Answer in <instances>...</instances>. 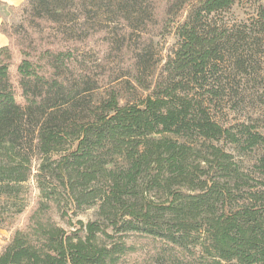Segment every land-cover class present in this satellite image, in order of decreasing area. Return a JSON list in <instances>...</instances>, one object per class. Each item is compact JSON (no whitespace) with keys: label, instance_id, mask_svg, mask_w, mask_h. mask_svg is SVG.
Segmentation results:
<instances>
[{"label":"trees","instance_id":"obj_1","mask_svg":"<svg viewBox=\"0 0 264 264\" xmlns=\"http://www.w3.org/2000/svg\"><path fill=\"white\" fill-rule=\"evenodd\" d=\"M236 1L26 0L19 26L0 25L22 56L24 102L4 46L0 229L23 214L32 177L41 194L0 264H264V182L251 184L264 177V134L219 115L222 65L247 77L264 46V0L246 22L214 19ZM155 29L178 48L149 82ZM92 42L130 50L151 94L123 106L117 91L102 93ZM94 206L96 220L73 232L53 218Z\"/></svg>","mask_w":264,"mask_h":264},{"label":"rangeland","instance_id":"obj_2","mask_svg":"<svg viewBox=\"0 0 264 264\" xmlns=\"http://www.w3.org/2000/svg\"><path fill=\"white\" fill-rule=\"evenodd\" d=\"M261 3H263L262 0H237L232 8L216 14L214 19L228 24L246 22L256 13ZM0 16L3 18L2 23L7 24L10 30L11 27L19 26L23 22L21 8L18 7L14 9L0 3ZM146 36L152 37L154 42L155 67L150 71L148 79L149 82H154L161 69L174 57V52L178 48V38L174 33L162 34L160 29H155L151 34L147 33ZM11 38H8V45H10L13 54L10 75L15 88L16 100L23 105L22 90L17 76V68L22 56L17 42H15V36L11 35ZM252 48H254L253 45ZM87 49L91 51V55L95 56L94 58H98L97 61L101 64L98 74L102 93L111 89L117 91L123 106L128 103H134L138 98H145L151 94L152 91H145L135 81L139 73L135 66L134 55H132L130 50L124 47H116L114 50H110L107 45L102 43L94 45L93 42ZM253 64L254 69H249L247 77L236 76L237 73L234 71L233 62L228 61L222 65L220 79L225 87V92L222 95L219 115L224 123L245 122L253 124L260 133L264 134V46L254 55ZM169 137L176 138L173 135H169ZM218 144L223 146L225 150L233 152L236 161H242L246 166L252 164L253 161L250 157L239 155L233 150L231 145L224 142ZM38 165L39 158L33 162V175L37 173ZM253 177L256 181L251 180V184L260 186L261 182H264V177L256 174H253ZM25 186L27 191L25 196L26 208L23 214L18 217L14 226L0 229V252L14 233L24 226L27 217L36 207L41 195L35 178L32 177ZM97 210L98 208L94 206L79 212L76 216L72 215L70 211L68 213L69 217L65 219H62L56 211H53V218L67 231L73 232L82 228V225L89 221H95Z\"/></svg>","mask_w":264,"mask_h":264},{"label":"crops","instance_id":"obj_3","mask_svg":"<svg viewBox=\"0 0 264 264\" xmlns=\"http://www.w3.org/2000/svg\"><path fill=\"white\" fill-rule=\"evenodd\" d=\"M26 0H0V3L9 7H20ZM3 22V18L0 16V25ZM9 44V39L4 34L0 33V48L7 46Z\"/></svg>","mask_w":264,"mask_h":264}]
</instances>
